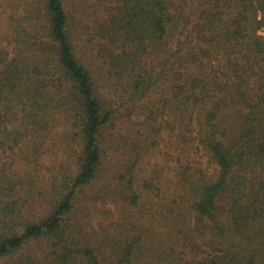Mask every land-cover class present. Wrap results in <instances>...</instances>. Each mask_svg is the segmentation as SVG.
I'll return each instance as SVG.
<instances>
[{"label": "trees", "instance_id": "obj_1", "mask_svg": "<svg viewBox=\"0 0 264 264\" xmlns=\"http://www.w3.org/2000/svg\"><path fill=\"white\" fill-rule=\"evenodd\" d=\"M260 13L0 0V264H264Z\"/></svg>", "mask_w": 264, "mask_h": 264}, {"label": "rangeland", "instance_id": "obj_2", "mask_svg": "<svg viewBox=\"0 0 264 264\" xmlns=\"http://www.w3.org/2000/svg\"><path fill=\"white\" fill-rule=\"evenodd\" d=\"M258 19L263 22L262 23V27L260 28L258 34L262 38H264V14L260 13ZM10 35H11V31L7 27V15L5 14L4 17L0 20V47L7 46L8 40L10 38L9 37ZM119 88L120 87H117L116 85H112V86H109L108 87V90L113 93L114 91H116V89L118 90ZM110 98H112V97H110ZM114 101L117 102L118 101V98H115ZM123 130H124V126L122 124L121 125L116 124L115 125V128L111 127V129H110V137H112L113 134L114 135H116V134L120 135L123 132ZM156 157H157L158 162H161L162 163L163 162L162 160H164V150L162 149L161 152H159ZM115 159H117V158H113L112 156L110 157V160L112 162H115ZM111 166L106 170L105 174H107V173L110 172ZM217 203L220 204L225 210L228 207L227 201L225 199H223V198L222 199H219L217 201ZM110 209L113 211L114 217L116 218L118 216V213L115 211V209L113 207L112 208L110 207ZM225 217H226V220H225L226 224H229L230 225V220L228 218L229 216L227 217V215H226ZM106 220L109 223V221L111 219H106ZM31 248L34 251H37L38 250L37 244L31 245Z\"/></svg>", "mask_w": 264, "mask_h": 264}]
</instances>
